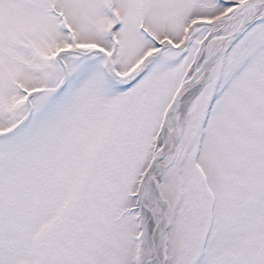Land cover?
<instances>
[{
  "label": "snow or ice",
  "instance_id": "1",
  "mask_svg": "<svg viewBox=\"0 0 264 264\" xmlns=\"http://www.w3.org/2000/svg\"><path fill=\"white\" fill-rule=\"evenodd\" d=\"M0 264H264V0H0Z\"/></svg>",
  "mask_w": 264,
  "mask_h": 264
}]
</instances>
